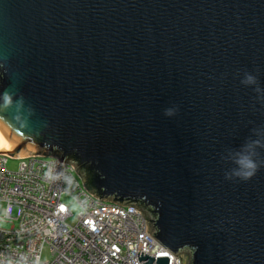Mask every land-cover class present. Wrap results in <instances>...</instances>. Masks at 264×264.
Returning a JSON list of instances; mask_svg holds the SVG:
<instances>
[{
    "label": "water",
    "instance_id": "water-1",
    "mask_svg": "<svg viewBox=\"0 0 264 264\" xmlns=\"http://www.w3.org/2000/svg\"><path fill=\"white\" fill-rule=\"evenodd\" d=\"M0 133L186 264H264V0H0Z\"/></svg>",
    "mask_w": 264,
    "mask_h": 264
},
{
    "label": "built area",
    "instance_id": "built-area-1",
    "mask_svg": "<svg viewBox=\"0 0 264 264\" xmlns=\"http://www.w3.org/2000/svg\"><path fill=\"white\" fill-rule=\"evenodd\" d=\"M0 153V264H141L140 252L186 264L147 230L149 220L134 205L98 198L70 163L39 154L19 158L15 171ZM67 196L77 206L73 217ZM48 259H42L45 249ZM139 251V254H138Z\"/></svg>",
    "mask_w": 264,
    "mask_h": 264
},
{
    "label": "clouds",
    "instance_id": "clouds-1",
    "mask_svg": "<svg viewBox=\"0 0 264 264\" xmlns=\"http://www.w3.org/2000/svg\"><path fill=\"white\" fill-rule=\"evenodd\" d=\"M247 83H254L255 77L248 75L246 76ZM172 110H166V114L171 115ZM238 169L234 171L233 175L237 176L242 180L250 179L256 172L258 164L249 158L248 156H240L237 161Z\"/></svg>",
    "mask_w": 264,
    "mask_h": 264
},
{
    "label": "rangeland",
    "instance_id": "rangeland-1",
    "mask_svg": "<svg viewBox=\"0 0 264 264\" xmlns=\"http://www.w3.org/2000/svg\"><path fill=\"white\" fill-rule=\"evenodd\" d=\"M0 149H1V148H0ZM18 162H19L18 159H11V158H9V159H8V162H7V164H6L7 169H8V170H11V171H15V170L17 169V167H18ZM62 199H63L66 203H68V204L70 205V208H71V210H72V212H73V214H74L73 217H71V219H72V220L75 219V215H76V213H77V211H78L77 206H76V205L71 201V199L68 198L67 196H63ZM0 227H2V228H7V227H8V224L5 223V222H2L1 219H0ZM48 257H49V253H48V249L46 248V249L44 250L43 254H42V259H48Z\"/></svg>",
    "mask_w": 264,
    "mask_h": 264
},
{
    "label": "bare ground",
    "instance_id": "bare-ground-1",
    "mask_svg": "<svg viewBox=\"0 0 264 264\" xmlns=\"http://www.w3.org/2000/svg\"><path fill=\"white\" fill-rule=\"evenodd\" d=\"M5 146V141L0 133V148H3Z\"/></svg>",
    "mask_w": 264,
    "mask_h": 264
}]
</instances>
